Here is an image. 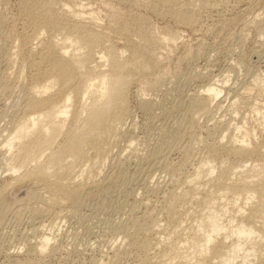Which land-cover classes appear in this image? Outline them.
<instances>
[{
  "label": "bare ground",
  "instance_id": "bare-ground-1",
  "mask_svg": "<svg viewBox=\"0 0 264 264\" xmlns=\"http://www.w3.org/2000/svg\"><path fill=\"white\" fill-rule=\"evenodd\" d=\"M66 1L24 0L20 11L31 29L22 36V50L19 54L28 60L31 72L28 70L29 87L27 93L22 94L25 96L23 105L19 108L15 105L17 115L10 111L13 116H7V120L11 118L4 125L5 135L2 132L1 136L0 170H3L2 173L8 172V177L0 188V212L6 207V190L31 182L35 187L16 208L18 211H27L32 219L40 217L37 219L41 220L44 219L41 217L47 216V224L52 227H48V233H43L41 237L39 235L37 241L28 245L25 257L22 255L19 258L17 253L8 252V259H5L9 261L8 264H43V255L52 254L57 249L56 244H60L53 242L61 229L60 221H65L66 217L83 221L81 207L90 200L98 205L101 199L112 195L115 177L125 184L143 170L142 158L134 148L139 135L134 132L137 126L130 95L136 96L141 110L154 113L160 106L153 94L157 92L158 95V90L165 87L163 85L173 81V77L170 80L171 74L166 69L168 66L165 67L159 49L175 42L178 38L176 32L169 31L159 37L144 17H135L134 14L133 19L137 22L134 23L138 25L135 32L137 48L117 49L113 44H106L108 42L104 39L109 36L110 30L111 35L120 36L121 31L128 27L129 22L123 15L119 19L118 12L116 15L115 8H112L114 11L111 15L117 16L119 22L114 23L113 20L116 26L113 24V28L107 29V34L103 33L105 31L96 33L97 30L86 27V23L95 26L98 20L96 11L84 9V0H77L73 7ZM214 1H178V4L176 0H161V4L165 5L163 8H167L166 4L172 5L175 19L194 27L201 23L199 17L202 9L214 7ZM239 2L247 6L249 0ZM163 8L161 6V10ZM170 9L167 11L170 12ZM59 13H65L70 22L64 23ZM108 14L110 16V12ZM157 14L161 16V12ZM129 15L126 17L130 19ZM261 15L254 13L249 23L264 40ZM126 33H129L128 30ZM34 40L36 47L31 45ZM259 73H254L250 82L256 87L257 94L264 97V71ZM216 82L202 85L204 87L191 93L188 96L189 103L182 100L187 106L177 117L179 127L176 129L180 130H162L158 127L157 139L159 137L168 143L182 141L187 136L181 149L182 160L178 162L179 165L167 163L165 156H161L155 149L148 153L150 158L145 165L153 169L160 162L168 175L166 182L169 189L167 193H160L164 204L163 208H159L165 214H162L165 217L163 221L157 212L153 213L155 210H151L147 198L138 202V205L136 202L135 205L131 204L124 221L127 224L120 223L124 226L119 228L116 222L124 243L117 244L116 241L117 245L114 244L113 249V245H110L111 252H101L97 259L95 256L92 264H126L133 250L137 251V255L134 258L133 254L134 260L130 264H264V141H253L259 132L260 135L264 132V104L260 105L251 99L246 102L247 112L256 116L257 131L249 129V125L246 127L244 120L242 124H232L225 120L224 115L225 121H221V118L220 121H213L211 114L214 109L211 103L216 100L214 107L220 109L222 106L217 99L226 88V82L219 86ZM236 97H232L234 99H230L227 106L233 114L236 113L238 103ZM201 116L213 121L211 127L205 128L206 137L197 135L194 129ZM152 130H146L149 139L155 137ZM214 133H217L215 139L213 137L211 141L208 140ZM127 149L129 152L126 157L129 159L122 157L123 151ZM194 155L198 156L195 162ZM121 157L125 161L132 160L134 169L128 170L125 164L123 167ZM189 165L191 170H181L183 177L180 178V169L183 167L186 170ZM153 184L148 187L150 192H147L150 195L156 193L157 196L161 184L158 181ZM40 185L43 187L37 188ZM44 224L40 226L44 227Z\"/></svg>",
  "mask_w": 264,
  "mask_h": 264
},
{
  "label": "rangeland",
  "instance_id": "rangeland-1",
  "mask_svg": "<svg viewBox=\"0 0 264 264\" xmlns=\"http://www.w3.org/2000/svg\"><path fill=\"white\" fill-rule=\"evenodd\" d=\"M67 1H66L67 4L69 3L68 5L72 7L75 3L78 2L77 0L75 2L73 0H67ZM86 1L87 2H85L84 0V3L86 4L84 9H87V10L92 9L94 12L96 11L95 13L98 18L97 20L98 24L96 25L97 21L96 23L94 22L95 26H93L94 24L91 25V23H89V25H91L90 27L86 23L87 29L93 28V30L95 31L97 30L96 33H99L100 31L102 32L105 31L103 33H106L108 32L107 29H111L114 26H116V24L114 23L119 22V19L122 17L121 15H123V17L127 19V23L128 22L131 23L132 26H130L129 23L127 25L130 28V30L128 29V27L126 28L129 33H126L127 30L125 29L126 32L125 30H122L123 32L121 31L120 36H114L113 33H112L113 35H111L110 32L112 31L110 30V32H108L109 36L104 39L106 42H108V43L106 42L104 43L113 44L117 49H124V47L125 48L130 47L131 49L137 48V46L135 45H137L136 41L138 40V38L136 40L135 36H137L136 35L137 33L135 34V32H137L138 25L135 24L137 22L133 19L134 14L136 15L135 17H137V15L140 17L142 16L141 17L142 19L144 17V20L148 22L146 23L149 24L150 27L153 26L152 28H155L153 29L154 33L159 37L161 36V34L163 36L166 35L169 31L176 32V34L178 35V38L175 39V42L173 43L171 42L173 45L172 44L164 45L162 49L161 48L159 49L160 50L159 52L162 56L165 67L168 66L166 69L169 70V75L170 74L172 75V76L170 75L171 77L170 80L173 77L172 80L174 81V82L169 81L170 83L168 82L167 84L163 85L165 87L163 88L161 87L163 90L160 88L162 92L160 89L158 90V95H157V92L153 94V95H156L154 96V98L158 106H160L159 110H157L156 112L154 111V113H145L143 110H141L142 108L139 107L140 105L136 101L137 100L136 96L130 95L131 98L133 97L132 99L130 98V100H131V104L133 105L132 111L134 112L133 115H134L135 123L137 126L136 130L134 129V132L137 133V136L139 135L136 141V144L134 143L135 144L134 148L136 150V154H140L138 156L142 158L141 160L142 164L144 165L147 164V160H149L150 158V156H148L149 155L148 153L152 152V150L155 149L154 151L159 152L161 156L163 157L165 156V161L167 163L170 162L171 164H174L175 166L179 165L178 162H181L180 159L182 160V157H181L182 150L181 149H182L184 141L186 142L187 140V136H185L184 139H182V141L180 140L181 142L178 140L176 141V143H168L165 140H160L159 137L157 139L156 134L159 132L158 129L162 128V130L163 129L164 130H167V129L175 130L176 128H178L179 118L177 117L180 116L179 114H182L185 111L184 110L186 108L185 106H187L186 103H189L188 96L190 97L191 93H193L195 90L201 89L202 87H204L205 85L209 83L216 82V80H217L216 83H218L217 84L218 86L220 85V83L222 85L223 83L226 82L224 84L226 88L220 93V96L217 99L218 102H220L222 107L220 109H217V108L215 109L214 105H215L216 100L211 103L214 109L211 114L212 116L211 119L213 121L214 120L216 121L217 120L218 121L227 120V121H230V123L232 124L234 122L242 124L244 120V122L246 121V123H243V124H247L245 125L246 127L249 125L248 126L249 129H255V128L257 129L258 122L255 120L256 116L255 115L252 116V114H249L247 112L248 107H247L246 102L255 100V102L257 101V103H260V105L262 103L264 104V97L261 96L260 94H257L258 92H257L256 87L252 85L250 82V79L252 78L254 73L257 74L259 72L262 73V71H264L263 69L264 68V40L262 39L263 37L260 38L258 36L256 30L254 29L252 25H250L249 22H250L251 16H253L254 13L258 12L262 14L260 17L262 19L261 23L264 26V23H263L264 22V0H249V3H248L249 6L247 5L248 7L244 5L242 2L240 3L239 0H227V1L226 0H215L214 2H216V4L214 5V7L212 8L206 7V9L204 8H203L204 10L202 9L203 12L202 11L200 12V17H199V20L202 24L199 22L200 24L194 27L187 26L186 24H184L182 21H180L177 18H176L177 19L176 21L175 19L176 16L173 14L174 7H172V5L170 4L169 5L166 4L167 8H163L165 7V5L161 4V0L159 1L158 0L156 1L155 0L153 1L152 0H136L137 2H135V0H128V2L127 0H124V1L122 0L121 1L120 0L119 1L118 0H107V1L106 0H100V1L86 0ZM178 1L179 3H181V1L182 3H184L185 1L195 2V0H191V1L190 0H185V1L176 0L177 3ZM23 2L24 0H0V19L1 18L3 19L1 20L2 24H0V131L2 130L0 132L1 133L0 143L2 139L1 136H3V133L5 135V130L3 131V129L6 126L5 123L9 121V118H11L14 115V113L16 114L15 112L16 110L14 108L16 106L17 108H19L18 106L21 107L23 105V101H24L23 97H25L23 95L27 93L26 89L28 90V87H29L28 79H29V75L31 72L29 68V63H28V60L24 56H20L19 54L22 50V36L30 32V29H31L30 27L26 25L25 17L20 12ZM161 6L163 10H161ZM155 7L157 8L156 10L160 9L158 12L159 13L161 12V16L157 14L158 12H154L156 11L154 10ZM112 8H115L116 12ZM169 9L172 14H170V12L167 11ZM113 11L114 13H116V15L118 12V17L120 16L119 19L117 16L111 15L113 14ZM163 11H165L166 13L162 14ZM109 12H110V16L108 14ZM130 12H132L131 15H129ZM59 15L64 23L70 22V18L65 13H59ZM128 15L130 16V19L129 17L128 18L126 17ZM107 17H110V18H107ZM115 18L118 19V21ZM110 19L112 20V22L110 21ZM113 20H114V23H113ZM128 20H131V22ZM131 34H133L134 36ZM110 36H112L113 38L112 37L110 38ZM128 39L131 40L130 43ZM122 40L125 42H123ZM110 41L113 43H111ZM31 45H33V47H36L37 46L36 41L34 40L31 43ZM131 45H133V47ZM166 47H168L169 49ZM168 50L172 52L169 51L170 54H168L169 53ZM14 54H17V55H14ZM240 62L242 65L243 64L244 65L243 66L240 65ZM228 69L229 71H226ZM222 71L223 72L225 71L224 73L226 75ZM219 72H221L220 73L221 75L219 74ZM212 78H215V79H212ZM8 84L9 86H7ZM134 88H135V85H133L132 89L134 90ZM23 92L25 93L23 94ZM153 95H151L152 96L151 98H153ZM234 95L237 96L236 99L238 100L237 106L235 108L236 109L235 114H233L232 111H230L231 108L227 107L229 104V100L234 99L232 98V97H235ZM187 99L188 101H186ZM182 100L185 101L186 103L182 102ZM179 102L182 104V106H180L181 104H179ZM177 104L179 105V108ZM11 107H12V110H11ZM180 107L182 109H180ZM10 111L12 112L13 115L10 113ZM6 112L7 113L9 112L10 114L8 113L9 114L8 115ZM229 112L233 115H230ZM157 113H159V118H157L158 116ZM227 114L230 115L231 117L230 116L228 117ZM10 115L11 117H9L7 120V116H10ZM223 115L225 117V120L223 119L224 118ZM204 118H205L204 116H201L198 119V125H195L194 127L197 135L199 134L201 137L207 136L206 129L207 127H211V123H213L212 120L210 121L208 120V118H205V119ZM219 118L221 119L219 120ZM147 128H150L151 130L153 129L152 131H154L155 133V137H153L154 139L152 138L149 139L146 137ZM178 130L180 129H176V131ZM262 133L260 135V132L259 134L257 132L258 135L257 137L254 138L253 141L254 142H258L259 140H260L259 142H261L262 140L264 141V137H263L264 132ZM212 135L214 136H210L209 137L210 139L208 140L211 141L213 137L215 139L217 133H214ZM0 148H1V145H0ZM125 151H123V154H122L123 158H125L129 152L128 149ZM197 155L193 156L194 157L193 162L197 160V157H198ZM126 158L129 159L128 157ZM122 161H123V167L125 164V166H128V167H125L128 170L134 169L133 167H135V164L132 160L125 161V159H122ZM144 165H143V170L140 171L139 174L136 173L137 175L135 174V177L132 178L133 181L130 180L127 183L122 184L121 180L115 177L114 179L115 189L111 191L112 195L109 194V196L101 199L98 202L99 206L96 205V202L93 200H92L93 203L91 202V200L87 201L85 205L81 207V211H80L81 215L83 213L82 215L83 221L81 220L79 221L76 218H72V217H66L67 219L65 218V221H60L59 226L61 227L60 229L61 232L59 231L58 236H56L53 242L60 243L61 245L56 244L57 249L54 252H52V254H49V255L44 254L43 255L44 257L42 256L43 257L42 261H44V263L43 262L42 263L43 264H92L91 262L95 260L94 259L95 256H97L96 257L97 259L99 257L98 255H100L101 252L103 253L111 252V250L115 247L114 244H116L117 242H118L117 244H119L120 242L123 241L121 238V230L119 231L118 229L124 226V225H120V223L127 224V222L124 223V221H126V214H127L126 212H128L130 205L131 204L135 205V202H136V205H138L139 204L138 202L141 203L143 199H144L143 201H145V199L147 198L146 200L148 202V205L150 203L152 208L150 206L149 207L151 208V210L152 209L155 210V211L152 210L153 213L156 214L157 212V216L160 215L159 216L160 220L163 221V219L165 218L164 217L165 214L162 213V209H159V208H163L164 204L162 205L163 200L160 199L162 195L160 193L161 192L164 193L165 191H166L165 193H167L169 189V186L167 183L168 181L166 180L168 179V175L166 174V172L163 171L164 169L162 168V164H160V162L157 164L158 166L155 165L156 167L153 169L148 168L147 167L148 165H145L144 167ZM182 168L180 169V171L182 170L183 172L191 170L190 165L187 167L188 169L186 170L185 168L183 169ZM0 169H1V165H0ZM135 169H138V167H136ZM2 171L3 170H0V188L3 186L1 184H4L5 178L7 179L8 177V172L2 173ZM182 171L181 173L178 172V176L180 178L183 177ZM156 180L160 182L161 189L159 193H157V196H156V193H153L154 195L151 193L150 195V193H148L150 192L149 188L151 186H154L155 183L153 184V182H157ZM166 183L167 185H165ZM34 187L35 185H33V183L26 182L25 185L23 184L19 188L12 187L9 190H6L4 193L6 207L4 208L3 211L0 212V263L3 262L4 264L6 263L8 264L9 261L5 260V259H8L6 258L8 252L10 254L17 253L18 257L20 256L19 258H22V255L25 257V255H27L26 251L29 247L28 245L32 244L31 242L37 241L43 233H48L49 232L48 227H52V226H49V224H47L48 222L47 216L41 217V218H44L41 220H39L40 217H34L36 219L35 220V219H32V217H29L30 214L26 213L27 211L22 210V209L18 211L16 208L18 203L22 199L26 198L29 195L30 190L33 189ZM42 187H43L42 185L37 186V188L39 189H41ZM158 200H160V202ZM154 207L155 208L157 207V209H155ZM162 216L163 218H161ZM84 218H86L85 221H84ZM116 222L118 223L119 228L117 227ZM39 223L46 224V225L44 224V227H45L44 230H43L44 227H41ZM36 226H37V229H36ZM40 227L42 229H40ZM33 231L35 233H33ZM118 234H119V237H118ZM22 237L23 238L25 237L27 240L25 238L23 239ZM110 245H113L112 249ZM134 251L136 250H133V252L129 255L128 257L129 259L127 258L126 264H130L131 261L133 262L135 256L137 255L136 254L137 251L136 252ZM133 254H134V258H133ZM11 263L12 262H10V264Z\"/></svg>",
  "mask_w": 264,
  "mask_h": 264
}]
</instances>
